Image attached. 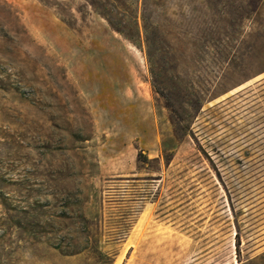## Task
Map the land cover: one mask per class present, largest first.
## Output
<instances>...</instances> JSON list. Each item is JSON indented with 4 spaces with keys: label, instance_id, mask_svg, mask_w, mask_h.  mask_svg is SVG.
<instances>
[{
    "label": "rangeland",
    "instance_id": "1",
    "mask_svg": "<svg viewBox=\"0 0 264 264\" xmlns=\"http://www.w3.org/2000/svg\"><path fill=\"white\" fill-rule=\"evenodd\" d=\"M121 1L156 22V0ZM197 60L202 92L225 91L203 110L264 78L253 63ZM154 79L146 48L87 0H0V264H200L206 252L201 264H264L254 97L195 125L204 144L241 129L226 162L211 151L229 196L193 141L176 139Z\"/></svg>",
    "mask_w": 264,
    "mask_h": 264
},
{
    "label": "trees",
    "instance_id": "2",
    "mask_svg": "<svg viewBox=\"0 0 264 264\" xmlns=\"http://www.w3.org/2000/svg\"><path fill=\"white\" fill-rule=\"evenodd\" d=\"M87 1L106 19L113 30L135 45L146 48L154 75L156 65V95L168 110L176 139L179 142L187 139L193 141V151L197 159L203 162L204 158L211 164L231 196L220 163L226 162L223 148L241 129L232 127L231 132L217 144H214L211 138L204 144L195 125L201 116L206 119L208 125H212V119L226 113L236 99L250 93L255 101V122L264 119V78L203 110L205 104L215 100L225 91L202 92L200 82L196 78V62L200 54L206 57L223 56L230 60L228 66L233 67L236 64L242 67L253 63L252 75L263 73L264 0H175L177 3H171V6H165L163 0H156L155 24L149 22L145 16V7L140 23L138 9L128 10L121 0ZM118 2L120 5H116ZM234 59L241 61L236 63ZM211 151L220 163L215 160ZM172 159L165 158L167 166ZM137 160L139 164H146L152 159L140 149ZM153 160L161 163L160 157ZM156 179L162 177L157 176ZM235 243L238 250L239 233L236 234Z\"/></svg>",
    "mask_w": 264,
    "mask_h": 264
},
{
    "label": "crops",
    "instance_id": "3",
    "mask_svg": "<svg viewBox=\"0 0 264 264\" xmlns=\"http://www.w3.org/2000/svg\"><path fill=\"white\" fill-rule=\"evenodd\" d=\"M262 249H263V250H262ZM259 250H261V252H264V246H263V247H259V248H258V251H259ZM208 255H209V252H206V253L204 254V256H207V257H208ZM202 256H203V255H202ZM204 256H203V257H204ZM203 257L199 258V259H198L199 261H198L197 263H200V264H201V263L204 261Z\"/></svg>",
    "mask_w": 264,
    "mask_h": 264
}]
</instances>
